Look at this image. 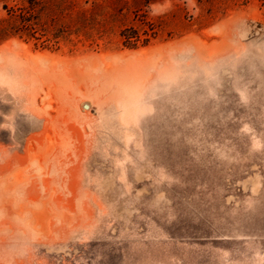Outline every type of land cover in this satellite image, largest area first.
<instances>
[{"label":"rangeland","instance_id":"rangeland-1","mask_svg":"<svg viewBox=\"0 0 264 264\" xmlns=\"http://www.w3.org/2000/svg\"><path fill=\"white\" fill-rule=\"evenodd\" d=\"M0 264H264V0H0Z\"/></svg>","mask_w":264,"mask_h":264},{"label":"trees","instance_id":"trees-1","mask_svg":"<svg viewBox=\"0 0 264 264\" xmlns=\"http://www.w3.org/2000/svg\"><path fill=\"white\" fill-rule=\"evenodd\" d=\"M123 36H124V39H125V43L126 42H131L130 39L135 37L134 35L125 36V34Z\"/></svg>","mask_w":264,"mask_h":264},{"label":"bare ground","instance_id":"bare-ground-1","mask_svg":"<svg viewBox=\"0 0 264 264\" xmlns=\"http://www.w3.org/2000/svg\"><path fill=\"white\" fill-rule=\"evenodd\" d=\"M82 109H83V111H87V112L90 111V107L87 104L83 105ZM90 113H94V112L91 111Z\"/></svg>","mask_w":264,"mask_h":264}]
</instances>
